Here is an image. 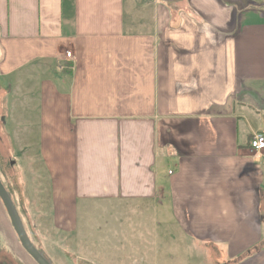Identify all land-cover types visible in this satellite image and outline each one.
Segmentation results:
<instances>
[{
  "label": "crops",
  "instance_id": "crops-1",
  "mask_svg": "<svg viewBox=\"0 0 264 264\" xmlns=\"http://www.w3.org/2000/svg\"><path fill=\"white\" fill-rule=\"evenodd\" d=\"M263 112L264 0H0V142L36 131L56 226L116 204L137 250L150 215L216 264H264ZM0 264H31L1 201Z\"/></svg>",
  "mask_w": 264,
  "mask_h": 264
},
{
  "label": "rangeland",
  "instance_id": "rangeland-1",
  "mask_svg": "<svg viewBox=\"0 0 264 264\" xmlns=\"http://www.w3.org/2000/svg\"><path fill=\"white\" fill-rule=\"evenodd\" d=\"M51 72L56 74L54 69H51ZM3 116L6 117L4 113ZM251 122L255 128L264 131V112L255 116ZM33 132L34 134L31 135L17 137L14 142L15 147H23V149L21 152H15L13 156L10 155L11 152L4 151V144L0 142V154L5 156L4 173H2L3 177L0 175V178H3L4 183H10L15 188L13 189L16 193L15 191L9 193V196L11 200L14 196L13 205L21 217L22 223L25 224L26 229L33 237L32 239L28 234L33 247L48 263L216 264L213 253L211 249L207 248V245L191 240L186 235L177 237L173 227L171 235H167L163 228L158 233L159 231L155 227V216L150 215L136 217L143 226L139 225L136 228L135 239L137 242L141 240V247L138 250L135 249L134 243L129 239V237H133V234L126 232L124 235L123 233L125 220L128 223L133 219V215L125 217L119 215L121 207L118 210L116 204L81 202L77 206L73 225L68 221L63 224L58 215L56 226L50 206H48V178L39 157L38 134L35 130H31V133ZM6 146L5 149L10 147L9 144ZM7 158L16 162L13 168L8 165ZM15 196H17V201ZM40 212L45 215H38ZM261 226L264 229V220L261 222ZM156 235L162 245L159 246L157 240V247L155 245L154 250L161 256L148 258L147 262L146 260L133 261L134 256L138 257L139 251L144 259L148 257L147 255L151 252L150 241L157 239ZM170 237L175 238L173 243L169 242ZM22 251L29 258L31 264H36L23 248ZM138 259H141V256Z\"/></svg>",
  "mask_w": 264,
  "mask_h": 264
},
{
  "label": "water",
  "instance_id": "water-1",
  "mask_svg": "<svg viewBox=\"0 0 264 264\" xmlns=\"http://www.w3.org/2000/svg\"><path fill=\"white\" fill-rule=\"evenodd\" d=\"M0 201L9 217L11 225L15 231V234L19 240L21 247L24 251L31 257L36 264H50L48 263L41 254L33 247L27 233L22 225V222L17 214L15 206L4 188L2 182L0 181Z\"/></svg>",
  "mask_w": 264,
  "mask_h": 264
},
{
  "label": "built area",
  "instance_id": "built-area-1",
  "mask_svg": "<svg viewBox=\"0 0 264 264\" xmlns=\"http://www.w3.org/2000/svg\"><path fill=\"white\" fill-rule=\"evenodd\" d=\"M66 58L71 59V54L69 52H66ZM249 146L251 150L255 152L263 151L264 150V133L257 132L253 134L251 139L249 140Z\"/></svg>",
  "mask_w": 264,
  "mask_h": 264
},
{
  "label": "trees",
  "instance_id": "trees-1",
  "mask_svg": "<svg viewBox=\"0 0 264 264\" xmlns=\"http://www.w3.org/2000/svg\"><path fill=\"white\" fill-rule=\"evenodd\" d=\"M0 181L2 182L4 188L9 192V189H8V187L6 186V183H4V181H2L1 178H0ZM9 193H12V192L10 191ZM11 195H12V194H11ZM12 197H13V199H14V196H12ZM13 199H12V200H13ZM19 218H20V220H21V217H20V216H19ZM21 222H22V221H21ZM22 225H23V227H24V229H25V231H26V233H27V236H28V234H29V235L31 236V238L33 239L31 233L29 232V230L26 229L25 224L22 223Z\"/></svg>",
  "mask_w": 264,
  "mask_h": 264
}]
</instances>
